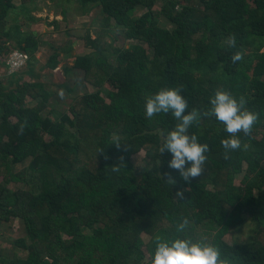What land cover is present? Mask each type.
Wrapping results in <instances>:
<instances>
[{
    "label": "trees",
    "instance_id": "trees-1",
    "mask_svg": "<svg viewBox=\"0 0 264 264\" xmlns=\"http://www.w3.org/2000/svg\"><path fill=\"white\" fill-rule=\"evenodd\" d=\"M39 1L0 0V57L21 50L34 79L40 44L30 26ZM75 1L86 15L100 8L103 18L94 38L89 30L80 37L88 51L63 65L65 74H82L74 86H58L65 97L75 94L68 113L43 115L49 83L18 77L7 89L0 82V218L22 220L26 239L13 245L27 253L21 260L0 252V264H150L158 235L213 244L234 264H264V0ZM137 8L145 11L135 16ZM113 22L130 44H116ZM230 35L234 48L225 43ZM58 49L46 60L48 69L57 67ZM237 51L243 60L233 64ZM177 86L189 104L185 114L209 108L215 91L224 89L260 116L250 136L239 134L248 148L228 159L225 126L214 116L194 123L189 134L209 151L203 174L190 182L169 168L171 153H159L179 121L171 113L147 119L144 112L148 96ZM141 151L149 163L140 177L133 156ZM185 218L189 226L178 233Z\"/></svg>",
    "mask_w": 264,
    "mask_h": 264
},
{
    "label": "clouds",
    "instance_id": "clouds-1",
    "mask_svg": "<svg viewBox=\"0 0 264 264\" xmlns=\"http://www.w3.org/2000/svg\"><path fill=\"white\" fill-rule=\"evenodd\" d=\"M228 47L236 46V37L230 35L225 41ZM243 60L240 51L231 56L233 64ZM183 86L175 88L161 89L154 95L146 98L144 112L147 119L164 113H171L179 121L174 130L170 131L164 139L159 153L165 151L172 154L168 163L169 168L179 172L180 177L185 182L200 177L204 172V165L207 161L205 153L209 151V145L199 143L195 134H189V129L194 123H199L202 118L215 117L225 127L224 130L229 134V138L223 139L221 144L224 149V158L228 159V153L248 148V144H243L239 137L240 133L250 136L254 125L260 119L259 113L247 110L246 100L243 96L237 99L231 92L224 89H217L210 100V107L204 110L195 108L189 109L188 101L181 95ZM63 98V90L60 92ZM26 121L18 129L24 132ZM118 149L121 147L119 138L114 137L113 143ZM101 149L99 153H103ZM107 158V157H105ZM123 158L121 157V160ZM190 165V166H188ZM113 171H119L118 167L113 166ZM167 182L175 184V179L171 173L166 174ZM178 199L184 198V190L176 192ZM189 226V220L183 219L177 225V232L182 233ZM150 264H234L233 259L223 255L221 249L213 244L203 241H193L191 238L166 239L161 236L155 237V252L150 260Z\"/></svg>",
    "mask_w": 264,
    "mask_h": 264
},
{
    "label": "rangeland",
    "instance_id": "rangeland-1",
    "mask_svg": "<svg viewBox=\"0 0 264 264\" xmlns=\"http://www.w3.org/2000/svg\"><path fill=\"white\" fill-rule=\"evenodd\" d=\"M183 1V0H182ZM19 3V0H16ZM161 2H158L159 7ZM32 15L35 17V21L31 22L30 29L35 31L37 38L39 39V48L36 51L37 63L33 65V70L35 73H39L38 78L34 79L30 77L27 73V66L14 72L11 76L5 69L4 57H0V82L7 86L8 88H13L15 86V81L18 77L20 81H41L44 83H49L51 86V95L49 97L46 108L43 110V115H48L52 119H57L61 114L68 113V106L73 94L60 96L62 88H59V84L63 81L69 83L68 86H74L76 81L82 80V74L80 72L74 71L72 74H65L63 71V65L72 64V59L77 52L88 51V48L84 47V42L80 37H83L87 30L90 31L91 36L94 38L96 35L94 33V28L99 27L102 24L103 13L100 8H94L91 14H84L80 9V4L75 0H44L36 3L35 8L32 10ZM145 9L137 8L135 16L141 15ZM112 29L110 35L112 38L116 39L117 45L130 44L128 40L125 39L123 31L118 28H114V22L112 24ZM110 40V38L108 39ZM73 45L72 49L63 50L66 45ZM53 47H58V58L59 63L55 69H48L44 66L46 60L49 58L53 51ZM17 81V82H18ZM87 90H92V88H86ZM81 89L77 90L80 93ZM66 94V93H65ZM25 101H30L26 98ZM133 161L137 167V175L141 177V170H143L149 160L145 157V152L141 151L133 156ZM28 160L20 165H15L13 172L16 173L26 167ZM242 176L237 179V184H240ZM2 178H0V182ZM9 188L12 190L21 189L23 186L21 184H10ZM264 226V219L261 220ZM84 235H88L89 231L83 230ZM26 239L24 225L22 220L19 218L9 217L8 221L0 218V252L5 259H12L17 256L21 260H25L26 252L21 251L13 245L16 239ZM63 239H67L63 236ZM148 238L144 237V241L147 243ZM228 243L232 242L231 236L225 237ZM148 261V258H147ZM146 261V262H147Z\"/></svg>",
    "mask_w": 264,
    "mask_h": 264
},
{
    "label": "built area",
    "instance_id": "built-area-1",
    "mask_svg": "<svg viewBox=\"0 0 264 264\" xmlns=\"http://www.w3.org/2000/svg\"><path fill=\"white\" fill-rule=\"evenodd\" d=\"M27 55L21 50H13L5 60L6 70L9 74L19 71L26 65Z\"/></svg>",
    "mask_w": 264,
    "mask_h": 264
},
{
    "label": "crops",
    "instance_id": "crops-1",
    "mask_svg": "<svg viewBox=\"0 0 264 264\" xmlns=\"http://www.w3.org/2000/svg\"><path fill=\"white\" fill-rule=\"evenodd\" d=\"M5 67V69H6V66H4Z\"/></svg>",
    "mask_w": 264,
    "mask_h": 264
}]
</instances>
